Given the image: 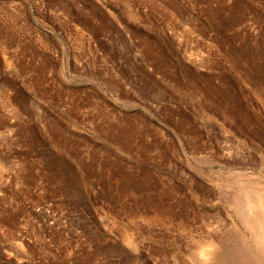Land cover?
Wrapping results in <instances>:
<instances>
[{"label":"rangeland","instance_id":"374dc122","mask_svg":"<svg viewBox=\"0 0 264 264\" xmlns=\"http://www.w3.org/2000/svg\"><path fill=\"white\" fill-rule=\"evenodd\" d=\"M256 180L264 0H0V264H206Z\"/></svg>","mask_w":264,"mask_h":264},{"label":"bare ground","instance_id":"6f19581e","mask_svg":"<svg viewBox=\"0 0 264 264\" xmlns=\"http://www.w3.org/2000/svg\"><path fill=\"white\" fill-rule=\"evenodd\" d=\"M239 177L241 178V175ZM243 189L244 201L239 200L240 194L227 200L234 221L231 223L225 220L226 232L223 237L217 239L218 245L210 239L207 246L209 245L211 249L201 250L204 258L201 261L205 260L204 263L264 264V183L256 180L253 185L245 184ZM238 225L247 236L237 231L235 226Z\"/></svg>","mask_w":264,"mask_h":264}]
</instances>
